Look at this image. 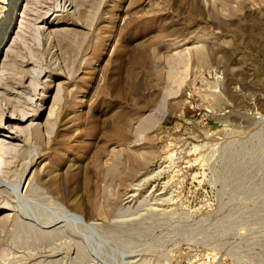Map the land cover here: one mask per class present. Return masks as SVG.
<instances>
[{
	"label": "rangeland",
	"instance_id": "rangeland-1",
	"mask_svg": "<svg viewBox=\"0 0 264 264\" xmlns=\"http://www.w3.org/2000/svg\"><path fill=\"white\" fill-rule=\"evenodd\" d=\"M0 105V264H264V0H0Z\"/></svg>",
	"mask_w": 264,
	"mask_h": 264
},
{
	"label": "bare ground",
	"instance_id": "bare-ground-1",
	"mask_svg": "<svg viewBox=\"0 0 264 264\" xmlns=\"http://www.w3.org/2000/svg\"><path fill=\"white\" fill-rule=\"evenodd\" d=\"M0 110H1V115L3 116V120H4V112H3V108L1 107V105H0ZM12 115H14L13 113H12ZM8 118V117H7ZM14 120H24V117L23 116H9V121H14ZM0 158H2V159H4V156H3V151H2V149L0 148ZM81 219V218H80ZM83 220V219H82ZM80 221V220H79Z\"/></svg>",
	"mask_w": 264,
	"mask_h": 264
}]
</instances>
